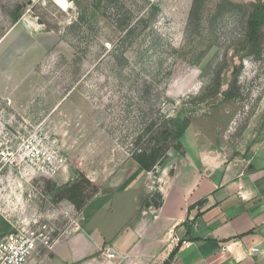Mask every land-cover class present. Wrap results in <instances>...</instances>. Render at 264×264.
Wrapping results in <instances>:
<instances>
[{
	"label": "rangeland",
	"instance_id": "374dc122",
	"mask_svg": "<svg viewBox=\"0 0 264 264\" xmlns=\"http://www.w3.org/2000/svg\"><path fill=\"white\" fill-rule=\"evenodd\" d=\"M58 1L0 0V239L23 229L35 237L43 234L57 240L83 229V209L99 193V183L131 158L134 134L126 137L117 120L119 108L113 112L105 106L116 104L110 87L116 81L108 71L100 75L97 70L112 62L107 54L98 63L103 57L101 46H108L118 32L89 8L92 29L79 45L78 36L67 26L80 8L96 0H78L80 7L74 0H64L65 5ZM115 1L136 15L149 16L150 26L163 38L158 48L170 51L158 55L165 59L164 65L175 62L168 81L161 79L167 82L163 110L173 116L187 114L191 120L182 150L171 149L170 157L183 156L195 139L202 147L229 155L245 154L255 141L264 139V27L256 53L234 48L243 37L244 4L255 0ZM148 1L156 8L149 9ZM77 44L86 49L79 52V63H73ZM126 48H132L126 55L133 60L136 45ZM232 83L230 99L216 94ZM162 85H156L157 91ZM31 134L63 160L55 173L36 170L18 154L11 158L17 143ZM159 167L149 171L152 180ZM65 184L76 186L58 189ZM157 195L153 188L142 202L153 204ZM115 215L110 213L105 222L114 223ZM36 243L30 261L49 264L51 249L38 239ZM105 247L104 242L97 254Z\"/></svg>",
	"mask_w": 264,
	"mask_h": 264
},
{
	"label": "crops",
	"instance_id": "0c3cea01",
	"mask_svg": "<svg viewBox=\"0 0 264 264\" xmlns=\"http://www.w3.org/2000/svg\"><path fill=\"white\" fill-rule=\"evenodd\" d=\"M150 173L130 158L100 182L83 229L55 241L49 264H162L175 248L169 264H264V139L241 155L195 139ZM153 188L159 207L142 202Z\"/></svg>",
	"mask_w": 264,
	"mask_h": 264
},
{
	"label": "trees",
	"instance_id": "16d2710c",
	"mask_svg": "<svg viewBox=\"0 0 264 264\" xmlns=\"http://www.w3.org/2000/svg\"><path fill=\"white\" fill-rule=\"evenodd\" d=\"M77 7L81 6V2L74 0ZM95 1V0H93ZM149 9H154V3L149 2ZM246 18L244 24L243 37L238 40L234 46L235 50L244 54L256 53L263 42V27H264V1L255 0L245 3ZM96 9L100 16L105 18L118 32V35L109 40L108 46L102 45L103 57L99 58L98 63L108 54L112 62H107L104 69L97 68L100 75L103 71H108L116 84H111V91L116 96V104L111 102L106 104L108 110L116 111L117 120L125 130L126 137L132 136L130 156L146 171H155L169 157L171 149L182 150V138L186 132L191 116L171 115L163 110V106L167 103L168 98L165 94L167 82H161V79H168L173 73L171 64L164 65V61L160 54L170 55L168 49H159V42L163 40L160 32L151 27L149 24L148 15H136L132 9H127L122 3L115 0H96L89 5H85L70 20L67 30L75 32L78 36L79 45L83 39H86L87 32L92 29L88 9ZM20 14L14 16L13 23L17 21ZM81 36H79V33ZM136 45L133 50L135 55L133 60H130L126 55L132 48L120 49L123 45ZM76 45L74 52L73 63H79L85 47ZM169 46L172 52H175V47L170 43ZM107 52V53H105ZM156 58H153L154 54ZM108 83V82H107ZM162 85L161 91L156 85ZM226 91L220 92L216 90V94L220 93L224 100L230 99L232 91L231 86ZM106 87V86H105ZM104 87V88H105ZM115 87V88H114ZM156 87V88H155ZM103 88H100V91ZM108 98V100H111ZM156 101V102H155ZM196 101L195 103H200ZM160 105L159 108L155 104ZM126 123L129 124L126 126ZM78 174L82 175L81 172ZM70 184L58 186V189L67 188ZM76 185H70L68 189H74ZM95 194L97 189H94ZM158 201L153 203L155 207L161 205L162 199L158 194ZM76 204L72 196L68 197ZM149 204V202H145ZM176 248L170 253L168 258L162 264H169L175 254Z\"/></svg>",
	"mask_w": 264,
	"mask_h": 264
},
{
	"label": "built area",
	"instance_id": "2783aa9c",
	"mask_svg": "<svg viewBox=\"0 0 264 264\" xmlns=\"http://www.w3.org/2000/svg\"><path fill=\"white\" fill-rule=\"evenodd\" d=\"M17 144L16 149L10 153L14 160L17 159L15 154H18L31 167L45 174H53L62 166L63 160L54 156L47 147L40 145V139H37L34 134L20 140ZM18 152L21 154L19 155ZM36 239L48 249H52L56 241V239L52 240L43 234H38V237H35L34 234L23 229L4 234L0 239V264H41L30 261V257L37 247ZM114 256V252L107 250V258Z\"/></svg>",
	"mask_w": 264,
	"mask_h": 264
},
{
	"label": "bare ground",
	"instance_id": "6f19581e",
	"mask_svg": "<svg viewBox=\"0 0 264 264\" xmlns=\"http://www.w3.org/2000/svg\"><path fill=\"white\" fill-rule=\"evenodd\" d=\"M58 3L59 4H62V5H65L66 4V2L64 0H59Z\"/></svg>",
	"mask_w": 264,
	"mask_h": 264
}]
</instances>
